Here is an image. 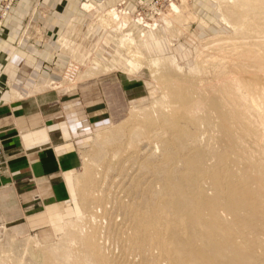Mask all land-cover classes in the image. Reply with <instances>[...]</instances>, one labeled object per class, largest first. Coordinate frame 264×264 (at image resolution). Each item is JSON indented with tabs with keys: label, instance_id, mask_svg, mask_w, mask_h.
Instances as JSON below:
<instances>
[{
	"label": "rangeland",
	"instance_id": "1",
	"mask_svg": "<svg viewBox=\"0 0 264 264\" xmlns=\"http://www.w3.org/2000/svg\"><path fill=\"white\" fill-rule=\"evenodd\" d=\"M15 1L1 18L11 13ZM238 1L115 0L105 7L83 1L90 27L81 28L60 84L79 91L87 88L88 110L94 112L79 145L72 196L60 217L29 234L10 235L0 223V264H168L165 252L149 250L173 247L182 233L188 235L189 225L206 228V236L202 243L196 241L197 254L184 256L185 262L233 264L236 254L240 263L248 264L254 253L260 258L257 264H264V39L257 37L264 38V20L258 34L251 31L258 23L256 12L244 14ZM248 20L256 24L246 27ZM231 27L239 31L234 35ZM237 34L241 42H233L240 38ZM244 39L261 44L256 50ZM237 42L248 44L238 50L240 55L235 52ZM228 44L239 47L232 50ZM227 48L232 52L225 53ZM236 66L245 72L235 71ZM208 80L216 84L210 88ZM230 96L245 101L233 102ZM233 104L245 107V113ZM230 106L237 109L232 112ZM222 108L232 114L223 117ZM245 129L250 136L242 133ZM181 187L203 194L200 203L184 197ZM176 194L193 202L185 220L173 213L171 199ZM236 201L250 208L234 213L227 206ZM239 214L248 220L246 225L236 219ZM218 242L221 255L211 251ZM201 245L207 258L199 254Z\"/></svg>",
	"mask_w": 264,
	"mask_h": 264
},
{
	"label": "crops",
	"instance_id": "2",
	"mask_svg": "<svg viewBox=\"0 0 264 264\" xmlns=\"http://www.w3.org/2000/svg\"><path fill=\"white\" fill-rule=\"evenodd\" d=\"M83 1L16 0L0 17V223L13 236L60 217L93 110L87 88L61 87L82 27ZM81 92V93H80Z\"/></svg>",
	"mask_w": 264,
	"mask_h": 264
},
{
	"label": "bare ground",
	"instance_id": "3",
	"mask_svg": "<svg viewBox=\"0 0 264 264\" xmlns=\"http://www.w3.org/2000/svg\"><path fill=\"white\" fill-rule=\"evenodd\" d=\"M239 2V1H238ZM239 3H241V4H239V6L238 7H240V5L241 6H243V8H245L246 9V11H241V12H243L244 14H246L245 12H247V11H249V10H252V11H255L256 12V14H254V15H256L257 17H258V23H257V26L256 27H254V25H253V27H250V29H251V31H255L254 33H256V34H258L259 32H260V30H262L261 29V27H259V25H261L262 24V26H263V20H264V0H249L248 2L246 1V3H245V0H240V2ZM243 4V5H242ZM177 8V7H176ZM254 12V13H255ZM113 13V12H112ZM243 13H241V15H244ZM247 13H249V12H247ZM115 14V13H114ZM250 15H253L252 14V12H250L249 13ZM249 14H247L248 16H249ZM246 15V16H247ZM245 16V15H244ZM245 18V17H244ZM246 18H248V17H246ZM253 19V18H252ZM254 19H257V18H255L254 17ZM255 21V20H254ZM261 21L263 22V23H261ZM250 22H252V20L250 21ZM249 22V20H248V22H246V23H250ZM261 24H260V23ZM252 23H254V22H252ZM254 24H256V23H254ZM251 25V23L250 24H247L246 25V27L247 26H250ZM241 26H243V25H241ZM241 26H239L240 28H241ZM232 28V30H233V32H234V35H235V33L237 32V31H239V29L237 28V27H231ZM249 28V27H248ZM242 29H244V27L242 28ZM247 29V28H246ZM241 32H243V30L241 31ZM246 32V31H245ZM245 32H243V33H245ZM248 32H250V30H248ZM242 33V34H243ZM250 33H252V32H250ZM263 34H264V32H262ZM245 34H248V33H245ZM241 35V34H240ZM225 36V35H224ZM244 36V35H243ZM250 36V35H249ZM249 36H247V37H249ZM252 37H254V35H251ZM250 36V37H251ZM256 36V35H255ZM237 37L239 38L240 36H238V34H237ZM241 37H242V35H241ZM241 37L239 38V39H234V38H232V39H234V41L233 42H235V41H238V40H240L241 39ZM258 37V40H259V38L260 39H264V38H261V37H259V36H257ZM254 38H256V37H254ZM254 38H251L252 40L254 39ZM220 39V38H219ZM225 39V38H224ZM247 39H249V38H247ZM250 39V40H251ZM255 40V39H254ZM253 40V41H254ZM214 41V40H213ZM222 41V40H221ZM230 41V40H229ZM242 41V40H241ZM241 41H238V42H241ZM244 41L246 42V43H249V42H247L246 41V39H244ZM257 40H255V42H256ZM260 41V40H259ZM258 41V42H259ZM224 42V41H223ZM237 42V43H238ZM263 42H264V40H263ZM262 42V45L264 44ZM213 43V42H212ZM222 43V42H221ZM229 43V42H228ZM232 42H230V44H231ZM246 43H241L242 44V46H241V44L240 43H238V44H240L238 47L239 48H237V46L235 45V47L234 46H230L229 44V46H230V48L232 49V50H236L235 48H237V51H235L236 52V54L238 53V50L240 49V48H245V46H244V44H246ZM255 44L254 46H253V44ZM257 43V42H256ZM256 43H254V42H251V43H249V46H253L252 48H255L256 50H257V47H258V45L260 46V44H261V42H259L258 43V45L256 44ZM214 44V43H213ZM216 44V43H215ZM214 44V45H215ZM232 44H235V43H232ZM231 44V45H232ZM252 44V45H251ZM228 46V47H229ZM211 47V46H210ZM220 47V46H219ZM225 47V46H224ZM234 49H233V48ZM248 47V44H246V48ZM262 47H264V45L262 46ZM261 47V48H262ZM220 48H222V47H220ZM242 48V49H243ZM205 49V48H204ZM228 49L229 48H227V51H225V53L226 52H228ZM231 49H229L231 52H232V50ZM241 49V50H242ZM221 50H223V49H221ZM240 50V51H241ZM260 50V49H259ZM224 51V50H223ZM229 51V52H230ZM262 51H263V49H262ZM220 52V51H219ZM242 52V51H241ZM241 52H240V54H241ZM264 52V51H263ZM222 53V52H221ZM249 54H250V52H248ZM254 53H256V55L258 54L257 52H254ZM253 53V54H254ZM223 54V53H222ZM239 54V53H238ZM239 54V55H240ZM243 55L245 54V53H242ZM247 54V53H246ZM246 54L244 55V56H246ZM252 54V51H251V55H252V57H254V56H256V55H253ZM262 54V53H261ZM226 55V54H225ZM251 55H247V56H250L251 57ZM263 56H264V54H262ZM242 56V55H241ZM229 57V56H228ZM257 57H258V55H257ZM230 59H231V57H229ZM230 59H229V62H230ZM233 60H234V58H232ZM159 59H157V61H158ZM236 60V59H235ZM232 61V60H231ZM233 62V61H232ZM153 63L156 65L157 63L156 62H154L153 61ZM234 63V62H233ZM238 63V62H237ZM242 63H243V61H242ZM152 64V63H151ZM235 65H237V64H235ZM234 65H232V67H233ZM241 66V65H240ZM240 66H239V68H240ZM237 67V68H236ZM235 68V71H237L239 68H238V66H236ZM233 69H234V67H233ZM242 70V69H241ZM241 70H238V72H243L245 69L243 68V71H241ZM245 72V71H244ZM209 77H210V75H209ZM208 77V78H209ZM207 78V79H208ZM210 79V78H209ZM215 79V78H214ZM205 80H206V77H205ZM212 80V79H211ZM231 81V80H230ZM232 81H234L233 79H232ZM210 81L208 80V83H209ZM217 82V81H216ZM206 83H207V80H206ZM205 83V84H206ZM213 83H215V81L213 82ZM212 83V84H213ZM220 82H218L217 84H219ZM204 84V85H205ZM211 84V85H212ZM216 84V83H215ZM224 83H222L221 85H223ZM207 85V84H206ZM210 85V83H209V87L211 86ZM226 86V85H225ZM223 86L224 88H226V87H228V86ZM212 87V86H211ZM210 87V88H211ZM216 87V86H215ZM218 88H219V86H217ZM216 87V88H217ZM231 87V86H230ZM230 87H228L229 89L228 90H230ZM207 87L205 86V89H206ZM214 88V87H213ZM227 90V89H226ZM221 92H222V89L220 90ZM225 90L223 89V92H224ZM214 92H217L218 93V95H219V92L215 89L214 90ZM220 92V93H221ZM226 92V91H225ZM224 92V93H225ZM236 94V93H235ZM230 95V94H229ZM227 96V95H226ZM243 95H241V96H235V97H242ZM245 96V95H244ZM230 97H232L233 98V96H230ZM234 97V98H235ZM246 97V96H245ZM229 98V97H228ZM233 98V99H234ZM243 98V97H242ZM241 98V99H242ZM239 99V101H241L242 102V100H240V98H238ZM225 100H227V99H225ZM237 99H234V101L233 102H237V103H239V101L237 100ZM227 101H229V99L227 100ZM245 101V100H244ZM243 101V102H244ZM230 102V101H229ZM229 102L227 103V102H225V105H226V103L227 104H229ZM232 102V101H231ZM230 102V103H231ZM241 102H240V104H241ZM242 102V103H243ZM236 103V104H237ZM223 104H224V101H223ZM223 104H220V105H222L223 106ZM236 104H233V105H236ZM236 105V107L237 106H240V108H241V110L244 108L245 109V107H243L242 108V106L241 105ZM231 105H232V103H231ZM243 106H245L244 104H242ZM224 107H227V106H224ZM231 107V106H230ZM235 107V106H234ZM234 107H231L230 109H232V112H233V108ZM235 107V108H236ZM228 108V107H227ZM219 106H218V113H219ZM223 110H221V111H223V113H224V115H223V113H222V115H223V117L225 116V110H224V108H222ZM237 109V108H236ZM228 110V109H227ZM235 111V110H234ZM237 111V110H236ZM240 111V110H239ZM238 111V112H239ZM243 111V110H242ZM245 111V110H244ZM243 111V113H245ZM247 112H248V109L246 110ZM258 111V110H257ZM238 112H236V115H238ZM252 112V111H251ZM217 113V114H218ZM229 113V112H228ZM242 112H240V114H241ZM249 113V112H248ZM232 114V113H231ZM230 114V115H231ZM234 114H235V112H234ZM247 114V113H246ZM250 114H252V113H250ZM249 114V115H250ZM256 114V113H255ZM261 114V113H260ZM219 115V114H218ZM220 115H221V113H220ZM222 115H221V117H222ZM226 115H228V114H226ZM230 115H228V116H230ZM242 115V114H241ZM253 115V114H252ZM258 115V114H257ZM264 115V114H263ZM168 116V115H167ZM227 116V117H228ZM235 116V115H234ZM243 116V115H242ZM242 116H241V118H242ZM251 116V115H250ZM250 116H248V118H250ZM256 116V115H255ZM254 116V117H255ZM260 116V115H259ZM259 116H256L255 118L256 119H260V118H258ZM176 117H178V116H176ZM227 117H226V119H227ZM233 117V115L231 116V118ZM240 117V116H239ZM239 117H237L239 120H240V118ZM244 117H245V115H244ZM243 117V118H244ZM230 118V119H231ZM243 118H242V122H241V124H239V125H241V127H240V129L243 127L242 126V123H244L243 122ZM252 118V117H251ZM262 118V117H261ZM264 118V117H263ZM237 119V120H238ZM235 120H236V117H235ZM234 119H233V121H235ZM236 120V121H237ZM246 120V119H245ZM244 120V121H245ZM249 120V119H248ZM247 120V123H250L249 121ZM255 120V119H254ZM261 120V119H260ZM259 120V122L261 123V121ZM257 121V120H256ZM258 122V121H257ZM263 122H264V120H263ZM236 123V122H235ZM239 123V122H238ZM246 123V122H245ZM246 123V124H247ZM245 124V125H246ZM259 124V123H258ZM233 125H235V126H237V124H233ZM248 125V124H247ZM250 125V124H249ZM263 125V124H262ZM249 128L251 127V125L250 126H248ZM262 128H263V126H261ZM232 128H234V127H232ZM224 129H226V128H224ZM236 130H238V131H241L240 129H238V127L237 128H235ZM244 129V128H243ZM242 129V130H243ZM264 129V128H263ZM230 130H232L231 128H230ZM229 130V131H230ZM246 130V129H245ZM244 130V132L242 131V133H246L247 132V130L245 131ZM228 131V130H227ZM232 132V131H231ZM258 131H256V133H257ZM234 133L236 134V131L234 130ZM237 133H239V132H237ZM263 132H261V134H262ZM203 134H204V132H203ZM202 134V135H203ZM223 134V133H222ZM235 134H233V135H235ZM247 135H248V132L246 133ZM238 135L239 134H237L235 137H238ZM241 135V134H240ZM210 136H211V133H210ZM210 136H207L208 138H206V140H207V144H208V141L210 140ZM242 136V135H241ZM248 136H250V135H248ZM259 136V135H258ZM231 137V136H230ZM230 137H229V140H231L230 139ZM227 138V137H226ZM209 139V140H208ZM203 169V168H202ZM208 169V166H206V170ZM199 171V170H198ZM201 171V170H200ZM214 171H215V169H214ZM208 172V171H207ZM206 172V175L208 174ZM217 174V173H216ZM215 174V175H216ZM227 174H228V172H227ZM214 175V174H213ZM212 175V176H213ZM210 176V175H209ZM233 177V176H232ZM250 179V178H249ZM211 180H215V178H213V179H211ZM208 181V180H207ZM209 182V181H208ZM212 182V181H211ZM261 182H262V180H261ZM216 183V182H215ZM214 183V184H215ZM151 184H153V183H151ZM211 184V183H210ZM229 184V183H228ZM197 185H198V183H197ZM218 185H219V183H218ZM217 185V186H218ZM207 186V185H206ZM212 186V185H211ZM211 186H210V188H211ZM216 186V187H217ZM252 186V185H251ZM197 187V186H196ZM208 187V186H207ZM216 187H214V188H216ZM203 188V187H202ZM209 188V187H208ZM208 188L206 189L207 191H208ZM232 188V187H231ZM205 189V188H204ZM193 190H194V188H193ZM235 190H237V189H235ZM180 191H181V193H182V195L184 196V197H187V198H194V199H196V201H195V203H200V198H202V195L203 194H201L200 192L198 193L197 192V194L194 192L193 194H190L188 191H186L185 189H184V187H181L180 188ZM196 191V190H195ZM202 191H204V190H202ZM206 191V192H207ZM238 191V190H237ZM125 192V191H124ZM234 192H236V191H234ZM122 193V192H121ZM192 193V192H191ZM208 193V192H207ZM254 193V192H253ZM235 194V193H234ZM260 194V193H259ZM238 195V194H237ZM260 196H262V195H260ZM122 197V196H121ZM216 197V196H215ZM261 197H259V199H260ZM110 199V198H109ZM114 199V198H113ZM112 200V199H111ZM252 200V199H251ZM262 200H263V198H262ZM114 201H115V199H114ZM113 201V202H114ZM117 201H119V200H116V202ZM161 201H163V200H161ZM171 202H173V213H174V215H176L177 217H179V219H181V220H185L186 218H187V216H188V213L187 212H189V206L190 205H192L193 204V202H186V201H184V199L182 198V197H178V195L176 194L174 197H173V199H171ZM237 203H235V204H233V205H230V206H227L228 207V209H230V210H233V212L234 213H237V212H235L234 210H237V211H239L240 212V210H244V209H248V208H250V205H249V203H247V202H242V201H236ZM253 202V201H252ZM159 205H160V203H159ZM263 205L264 204H262V207H263ZM122 206L123 205H121V208H122ZM130 206V205H129ZM128 206V207H129ZM160 207H161V205H160ZM247 207V208H246ZM133 208V207H132ZM102 209H103V207H102ZM98 210V209H97ZM128 211V210H127ZM220 212V211H219ZM124 213H126V212H124ZM194 213V212H193ZM213 215L215 214V212H213L212 213ZM217 214H218V211H217ZM237 215V214H236ZM252 215H253V212H252ZM193 216H194V214H193ZM250 216V215H249ZM136 217V216H135ZM207 217V216H206ZM253 218V217H252ZM256 218V217H255ZM254 218V219H255ZM189 219V218H188ZM223 219H224V217H223ZM222 219V220H223ZM236 219L237 220H242V224L243 225H246L247 224V222H248V220H246V219H244V218H242V216H240V214H239V216H237L236 217ZM127 220V219H126ZM181 220L179 221V222H181ZM260 220V219H259ZM257 221V220H256ZM125 223V222H124ZM186 223V222H185ZM177 224H179V223H177ZM208 226H210L209 224H207ZM172 226H174L173 224H172ZM205 227H207L206 225H204ZM248 226V225H247ZM195 226H193V225H189L188 226V229H189V231H188V235H187V233H182V235L180 236V240H179V242H177L176 243V245H174L173 247H168L167 245L165 246H163L162 248L160 247V246H156V247H154V246H152V248L149 250L150 251V253L151 254H154V253H156V252H158V253H163V252H165L167 255H166V258H165V260H163L164 262H167L168 264H195L196 262L194 261V260H191L190 259V261L187 263V261L185 262V260L183 259L184 258V256H188V255H190V254H197V253H195L194 252V249H195V245H196V241H201V243L203 242L202 240H203V237H205L206 236V234H205V229L206 228H204V229H202L201 227L200 228H194ZM251 227V226H250ZM213 227L211 226V229H212ZM229 228V227H228ZM214 229V228H213ZM175 230H176V228H175ZM233 230V229H232ZM243 230H244V227H243ZM259 230H260V228H259ZM262 230H263V228H262ZM160 231H161V229H160ZM233 231H235V229L233 230ZM246 231L248 232V230L246 229ZM102 232V231H101ZM169 232H171L170 230H169ZM176 231H174V233H175ZM184 232V231H183ZM121 233V232H120ZM235 233V232H234ZM242 232L240 231V233H238V235H236V236H238V237H240L239 235H242L241 234ZM252 233V232H251ZM214 235V234H213ZM222 235V237L223 238H225V234H221ZM231 235V234H230ZM233 235V234H232ZM102 236V235H101ZM171 236V235H170ZM211 236H212V234H211ZM236 236H233L234 238L236 237ZM260 236V235H259ZM174 237H175V235H174ZM215 237V236H214ZM218 237V236H217ZM250 237V236H249ZM262 236H260V238H261ZM216 238V237H215ZM131 239V238H130ZM129 239V240H130ZM151 239V238H150ZM171 239H172V237H171ZM209 239V238H208ZM226 239H230V237H226ZM246 239V238H245ZM248 239V238H247ZM247 239L246 240H243L244 241V244H247V247H249L250 249H252V247H253V245L251 244V243H246V241H247ZM263 239V237L261 238V240ZM133 240H134V238H133ZM163 240V239H162ZM238 240H239V238H238ZM260 240V239H259ZM260 240V241H261ZM151 241H152V239H151ZM173 241H174V239H173ZM173 241H170V243L171 242H173ZM176 241V240H175ZM177 241H178V239H177ZM210 241V240H209ZM153 242V241H152ZM206 241H204V243H205ZM221 242V241H220ZM169 243V242H168ZM212 243V242H211ZM219 243V242H218ZM215 244V243H214ZM263 246H264V244H263ZM262 246V247H263ZM201 247H202V245H201ZM205 247L207 248V246L205 245ZM261 248V247H260ZM208 249V248H207ZM221 249H222V247H221V244L219 243V244H216L214 247H212L211 248V251L213 252V253H216V255H219L220 253H222V251H221ZM228 249V248H227ZM245 249V248H244ZM199 250H201L200 252H199V254L202 256V257H204V255H205V251L204 250H206L205 248H203L202 247V249H199ZM210 250V249H209ZM225 250V249H224ZM262 250V249H261ZM207 251V250H206ZM231 252V251H230ZM262 252V251H261ZM204 253V254H203ZM224 253V252H223ZM250 253H253V252H249L248 254H250ZM257 254V253H256ZM175 255V256H174ZM179 255V256H178ZM221 255V254H220ZM222 255H224V254H222ZM136 256V255H135ZM206 256V258H207V255H205ZM263 256V255H262ZM262 256H261V258H262ZM189 257V256H188ZM223 257V256H222ZM211 258V257H210ZM233 259H231L230 261L233 263V264H242V263H240V261H239V257L235 254V257H232ZM251 259V261L248 263V264H257V263H259L260 262V258L259 257H254V253H253V257L252 258H250ZM198 260V259H197ZM204 260V259H203ZM203 260H202V263H203ZM199 261V260H198ZM224 261H225V259H224ZM216 262H217V260H216ZM223 262V261H222ZM87 263H88V261H87ZM163 264V263H162ZM208 264H211V263H208ZM227 264V263H226ZM230 264V263H229ZM244 264V263H243Z\"/></svg>",
	"mask_w": 264,
	"mask_h": 264
},
{
	"label": "built area",
	"instance_id": "4",
	"mask_svg": "<svg viewBox=\"0 0 264 264\" xmlns=\"http://www.w3.org/2000/svg\"><path fill=\"white\" fill-rule=\"evenodd\" d=\"M13 1L14 0H2L1 11H0L1 17H4L9 13ZM6 164H7V160L4 156L3 145H2V142L0 140V168L4 167Z\"/></svg>",
	"mask_w": 264,
	"mask_h": 264
}]
</instances>
